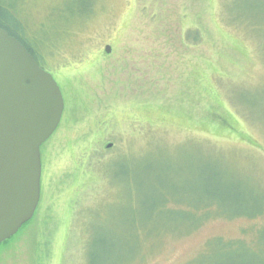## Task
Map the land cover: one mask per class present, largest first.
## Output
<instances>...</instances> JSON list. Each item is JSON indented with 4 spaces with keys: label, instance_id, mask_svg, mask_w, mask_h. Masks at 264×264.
<instances>
[{
    "label": "rangeland",
    "instance_id": "374dc122",
    "mask_svg": "<svg viewBox=\"0 0 264 264\" xmlns=\"http://www.w3.org/2000/svg\"><path fill=\"white\" fill-rule=\"evenodd\" d=\"M1 1L65 110L0 264L264 263V0Z\"/></svg>",
    "mask_w": 264,
    "mask_h": 264
},
{
    "label": "water",
    "instance_id": "95a60500",
    "mask_svg": "<svg viewBox=\"0 0 264 264\" xmlns=\"http://www.w3.org/2000/svg\"><path fill=\"white\" fill-rule=\"evenodd\" d=\"M111 49L107 46L106 53ZM64 110L54 76L0 27V245L36 213L41 149L59 128Z\"/></svg>",
    "mask_w": 264,
    "mask_h": 264
},
{
    "label": "trees",
    "instance_id": "16d2710c",
    "mask_svg": "<svg viewBox=\"0 0 264 264\" xmlns=\"http://www.w3.org/2000/svg\"><path fill=\"white\" fill-rule=\"evenodd\" d=\"M7 18H10L12 20L8 21ZM0 27L2 29H4L5 31H7L9 33L10 36L14 37L15 39H17L25 48L26 50L33 56V58L36 60V62L46 71L52 73V68L48 65V63L46 62L47 58H52V56L59 51V48L56 47H52L50 48L49 53L44 52L43 50L40 49V43L36 40V39H30L29 36H27V31L24 25H22V23L16 19V17L14 16V12L12 10V8L10 6H8L7 4L3 3L0 0ZM199 36L196 34V41H198ZM106 53V52H105ZM82 61V60H77V62ZM70 62H67V64H62L60 65V67H68ZM47 144V143H46ZM45 144V145H46ZM45 145L42 147L44 148ZM109 162H107L106 167L108 166ZM104 167V168H106ZM105 171V172H104ZM103 172L106 174V176L109 177L108 173L106 170H104ZM170 204V202H166V203H162L161 204V210H170V208L168 207V205ZM175 206V209H171V210H181V205L177 204V203H173ZM264 214V213H262ZM262 214L258 215L261 216ZM258 216H255L254 218H257ZM249 219H253V218H249ZM160 231V230H159ZM5 243V242H4ZM247 247H245V246ZM225 246L228 247V249H235L236 251L239 250L241 248V251H243L242 253L244 255L242 256H238V261H234L235 257H230L228 260H230L232 263L234 264H246V262H249L250 264H264L262 263H258V256L262 247L260 246L259 248H254V247H248L244 242L241 241H226L225 242ZM264 251V249L262 250ZM231 263V264H232Z\"/></svg>",
    "mask_w": 264,
    "mask_h": 264
}]
</instances>
